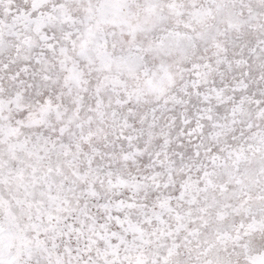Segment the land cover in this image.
Listing matches in <instances>:
<instances>
[{
    "label": "snow or ice",
    "instance_id": "1",
    "mask_svg": "<svg viewBox=\"0 0 264 264\" xmlns=\"http://www.w3.org/2000/svg\"><path fill=\"white\" fill-rule=\"evenodd\" d=\"M0 264H264V0H0Z\"/></svg>",
    "mask_w": 264,
    "mask_h": 264
}]
</instances>
